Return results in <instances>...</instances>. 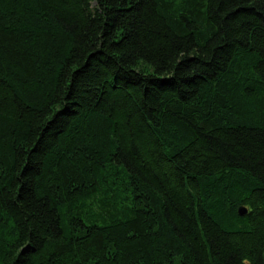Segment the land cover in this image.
Returning a JSON list of instances; mask_svg holds the SVG:
<instances>
[{"label":"trees","instance_id":"obj_1","mask_svg":"<svg viewBox=\"0 0 264 264\" xmlns=\"http://www.w3.org/2000/svg\"><path fill=\"white\" fill-rule=\"evenodd\" d=\"M0 264H264V0H0Z\"/></svg>","mask_w":264,"mask_h":264},{"label":"water","instance_id":"obj_2","mask_svg":"<svg viewBox=\"0 0 264 264\" xmlns=\"http://www.w3.org/2000/svg\"><path fill=\"white\" fill-rule=\"evenodd\" d=\"M247 213H248V209H247L246 207L241 206V207L239 208V214H240V215H245V214H247Z\"/></svg>","mask_w":264,"mask_h":264}]
</instances>
